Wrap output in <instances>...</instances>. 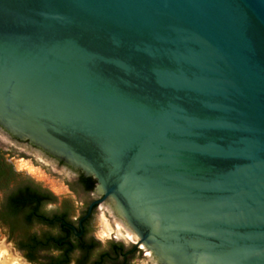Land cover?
<instances>
[{"label": "water", "instance_id": "water-1", "mask_svg": "<svg viewBox=\"0 0 264 264\" xmlns=\"http://www.w3.org/2000/svg\"><path fill=\"white\" fill-rule=\"evenodd\" d=\"M0 126L159 264H264V0H0Z\"/></svg>", "mask_w": 264, "mask_h": 264}, {"label": "flooded vegetation", "instance_id": "flooded-vegetation-1", "mask_svg": "<svg viewBox=\"0 0 264 264\" xmlns=\"http://www.w3.org/2000/svg\"><path fill=\"white\" fill-rule=\"evenodd\" d=\"M0 132L11 143L10 148H0V235L3 234L12 244L23 257V262L54 264L60 255V251L53 247L56 238L66 233L70 245H76L72 246L68 264H138L144 258L151 264H159L134 235L130 234V244H127L106 226L102 230L106 241L95 237L94 221L100 206L108 207L123 221L114 203L100 193L94 177L1 126ZM15 149H21L22 156H29L32 161L18 168ZM35 158L69 175L71 181L74 178L76 189L69 185L66 193L59 194L45 184L33 172L37 168ZM79 192L88 197L83 203L77 200Z\"/></svg>", "mask_w": 264, "mask_h": 264}, {"label": "rangeland", "instance_id": "rangeland-1", "mask_svg": "<svg viewBox=\"0 0 264 264\" xmlns=\"http://www.w3.org/2000/svg\"><path fill=\"white\" fill-rule=\"evenodd\" d=\"M11 143L8 141V139L0 132V148H10ZM23 151L20 150H14V157L16 159V165L17 167H21V164L24 163H29L32 161V159L29 156H22ZM36 161V166L37 168L34 169V174L39 177L40 180H43L45 184L50 185V187L58 192L59 194L61 193H66L68 190L69 185H72L73 188L76 189V184L73 181L74 178L71 179L65 175V173L61 172L60 170H57L56 168L45 165L42 161H40L39 158H35ZM77 196V200L80 202H85L88 197L85 196L84 194L80 193ZM2 197V194H0V198ZM95 237L100 240L105 242L106 237L105 234L102 232V230L108 226L110 227L113 232H115V236H118V238H121L129 243V238H131L132 234L129 230H127L126 226L114 215V213L108 208L104 206H100L98 209L96 216H95ZM130 232V233H129ZM133 235V234H132ZM114 236H111V238ZM6 249L13 257L20 259L23 261V257L15 250V248L12 246L11 243L6 241V237L1 234L0 235V249ZM1 262V258H0ZM24 264H28L26 261H24ZM138 264H151L150 260L147 258H144L142 260L138 261Z\"/></svg>", "mask_w": 264, "mask_h": 264}, {"label": "trees", "instance_id": "trees-1", "mask_svg": "<svg viewBox=\"0 0 264 264\" xmlns=\"http://www.w3.org/2000/svg\"><path fill=\"white\" fill-rule=\"evenodd\" d=\"M57 243L54 244V248H57V250L60 251V255L57 258L56 262L54 264H68L67 258L71 255L72 253V246L76 247V245H70L69 237L66 233L59 234L56 238ZM43 264H53V263H43Z\"/></svg>", "mask_w": 264, "mask_h": 264}, {"label": "bare ground", "instance_id": "bare-ground-1", "mask_svg": "<svg viewBox=\"0 0 264 264\" xmlns=\"http://www.w3.org/2000/svg\"><path fill=\"white\" fill-rule=\"evenodd\" d=\"M0 258V264H24V262L20 259L13 257L11 254H8L7 250L4 248L0 249Z\"/></svg>", "mask_w": 264, "mask_h": 264}]
</instances>
